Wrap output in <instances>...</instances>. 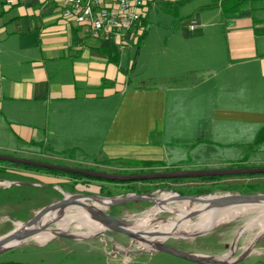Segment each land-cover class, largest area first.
<instances>
[{"label": "crops", "instance_id": "crops-1", "mask_svg": "<svg viewBox=\"0 0 264 264\" xmlns=\"http://www.w3.org/2000/svg\"><path fill=\"white\" fill-rule=\"evenodd\" d=\"M215 1L150 0L140 24L145 35L124 46L96 39L88 28L64 18L63 0H17L12 5L0 0V150H39L45 157L72 151L75 163L102 165L127 157L163 163L160 170L197 171L202 157L194 155V149L210 156L219 139L234 137V129L215 124L207 128L205 113L211 115L206 121L218 124L264 127V43H259L264 35L256 33L264 21H254L252 9L226 15L223 0ZM260 2L254 7H264ZM155 11L177 18L187 13L175 34L188 39L234 22L235 28L226 32L227 63L203 64L201 57L192 56L189 62L175 64L182 66L181 73L161 77L163 85L131 89L133 63L123 66V51L140 47ZM193 21L197 27L192 30ZM194 72L202 76L186 82ZM185 111L188 116L182 121L179 113ZM190 118L193 124L184 126ZM106 251L108 264L132 262L120 252ZM140 254L158 258L155 264H166V256H172L154 250Z\"/></svg>", "mask_w": 264, "mask_h": 264}, {"label": "rangeland", "instance_id": "rangeland-1", "mask_svg": "<svg viewBox=\"0 0 264 264\" xmlns=\"http://www.w3.org/2000/svg\"><path fill=\"white\" fill-rule=\"evenodd\" d=\"M257 4L259 5V3ZM261 5L264 6V2ZM184 16H187V13L177 18L174 15L168 16L163 11L152 12L149 18L150 24L147 28L148 34L145 39L141 40L140 47L132 46L123 51V66L127 67L131 61L135 64L134 69L132 68L129 73L131 89L163 85L160 78H170L178 74V72L181 73L178 69L182 68V66H175V64L189 62L192 56H198L199 59L201 57L203 64H210L214 61V64L220 66L227 63L230 52L226 32L227 34L231 33L232 29L235 28L234 22H226V26H217L214 33H207L205 37L203 33L197 39H188L184 38L181 32L175 34L177 29H179L177 26H179V22ZM250 16L254 21H264V7L257 8L256 5L251 10ZM231 23L233 24L227 26ZM192 24L197 27L196 21H193ZM244 27L250 26L245 25ZM257 29L256 33L264 35V26ZM144 33L145 30L142 29L140 36H138V33L134 34L131 41L133 37L137 38V40H140V37L142 39L145 35ZM259 43L263 44L264 41H259ZM234 59L237 58L234 57ZM201 74L202 72L190 73L185 80L190 83L199 76H202ZM257 109L260 110L259 107ZM187 112L179 113L184 116L182 121L188 116ZM210 116V114L205 113L203 117L208 120ZM206 120L204 125L210 130H212L214 124L217 127L234 129V137H228L226 141H224V138L219 139V143L214 146V153L210 156L205 153L206 151L201 150V148L194 149V155L198 154L200 158L202 157L199 163L201 170L197 171L236 169L235 167L238 162L247 157L249 160L245 163V166L249 169L264 168V135L261 137V140L260 136L262 134L259 135L263 126L259 128L243 123L218 124L212 119L211 121ZM188 123L189 125L193 124L192 118L189 119V122L187 119L183 122L184 126L188 125ZM183 151L187 152V147H184ZM3 153L11 157L43 164L65 168H76V166H81L82 169L96 168L100 173L125 176L132 175L131 173L136 171L133 165L139 162L125 157L126 159L124 160H106L102 165H99L100 163L98 162L90 163L89 165L88 161L85 163L72 162V157L68 159H65L61 155H49V157H45L41 155L42 153L39 150H31L30 153L32 154L0 150V155ZM106 162L110 163L104 164ZM159 172L163 171L159 170ZM47 181H50L51 184H47ZM167 192H174L182 196L203 195L201 193L205 195L264 194V176L250 179L244 177L227 178L214 182L193 180L181 183L165 182L161 185L160 183H132L123 185L80 178L72 179L64 175L27 170L23 167L0 166V237L13 232L17 229L18 224L23 225L27 223L40 210L61 200L64 196L71 197L89 194L100 196L102 199L112 200L133 194L148 195L151 193L144 198L152 201L155 199L154 201L158 203L159 197ZM84 203L88 205L95 204L93 200L89 199ZM157 203L148 204L136 201L121 206L105 208L102 211L123 220L129 226H134L137 224L135 221L137 218L143 219L151 209L160 207ZM171 206L173 207V205L169 207ZM174 207L176 208L177 206ZM260 216V210L255 209L252 213L220 224L207 233H199L192 238H169L164 242L166 245H170L186 253L200 256L220 258L228 255L230 256L229 261L234 264H264V232L255 227ZM175 217L174 213L169 212L159 213L155 216V218L171 221L178 219ZM197 218H193L191 221H195ZM249 223L251 224L250 228L247 227ZM159 225L165 226L169 224L159 222ZM58 226V224L51 223L45 226V229L57 230ZM157 227L158 224H154L151 229L155 230ZM77 231L79 230L71 224L67 231L62 232L78 233ZM81 231L87 232V228L82 227ZM71 245L72 247H70ZM148 245L112 232L89 241L52 237L42 244L41 242H36L33 238V240H29L26 244L0 254V264H108V258L103 255L105 252L108 253L106 250L120 252L119 255L131 258L132 262L128 264H155L158 258L150 260L145 258L148 256L147 254H140L149 252ZM90 252L92 255L90 258L81 257ZM138 253L139 255L136 256L131 255ZM166 257L168 261L166 264H198L174 256Z\"/></svg>", "mask_w": 264, "mask_h": 264}, {"label": "water", "instance_id": "water-1", "mask_svg": "<svg viewBox=\"0 0 264 264\" xmlns=\"http://www.w3.org/2000/svg\"><path fill=\"white\" fill-rule=\"evenodd\" d=\"M0 161H9L12 163L54 169L87 177H93L97 179H104L110 181L120 182H136V181H147V180H160V179H178V178H202V177H216V176H238V175H251V174H264V168L255 169H227V170H215V171H174V172H157L147 173L139 175H116V174H105L100 172L88 171L77 168H65L60 166H54L49 164H43L35 161L19 159L7 155H0ZM173 193V197L178 199L184 204L190 206H199L197 211L189 213L182 217L179 221L175 222L174 227L179 226L187 221H191L203 213L224 210L234 207H264V194H221V195H197V196H182L177 193ZM151 194V193H150ZM148 194V195H150ZM144 194H133L130 196L122 197L119 199H112L107 203L105 208H112L116 206L125 205L131 202L141 201L144 203L156 204V201L147 200L144 197L148 196ZM85 198L89 200L102 199L100 196L84 194L82 196H71L63 197L61 200L48 205L47 207L40 210L35 217L24 223L22 227L17 228L13 232L3 235L0 237V254L12 250L18 246L26 244L29 240L35 238L38 234L44 232L46 229L42 226V220L54 210L65 207L70 204H79L78 198ZM150 198V197H149ZM89 215L103 222V231L84 236L78 233H68L58 230H52L53 237H61L67 239H74L80 241L94 240L106 233L112 232L115 234L126 236L132 240H141L142 237H154L151 233H140L135 231L131 226L127 225L123 220L113 217L110 214L96 210L89 205L83 204ZM143 235V236H142ZM150 244L152 250L170 254L172 256L195 262L198 264H234L230 262V256L224 255L220 258L200 256L196 254L186 253L177 248L163 243H147Z\"/></svg>", "mask_w": 264, "mask_h": 264}, {"label": "bare ground", "instance_id": "bare-ground-1", "mask_svg": "<svg viewBox=\"0 0 264 264\" xmlns=\"http://www.w3.org/2000/svg\"><path fill=\"white\" fill-rule=\"evenodd\" d=\"M173 194L170 192L164 193L159 197V201L157 203L160 207H155L151 209L150 212L145 216V218L140 219L137 218L135 221L136 225L131 226L135 231H139L140 233H151L155 235L154 237H142L141 240H136L142 243H163L165 240L169 238L180 239L181 237H190L199 234V233H207L214 229L216 226L233 221L238 219L239 217L246 216L248 213H252L255 209L260 210L261 216L258 217L259 220L256 223V226L261 232H264V207L256 208V207H234L228 208L224 210L211 211L203 213L198 216L195 221H187L179 226L174 227V223L179 221L185 215L197 211L199 206H190L182 203L178 199H174ZM87 199L78 198L79 204H70L62 209H58L56 211L51 212L46 215V217L42 220V226H48L51 223L58 224V229L61 231H67L68 227L72 224L79 231L78 234L89 236L103 231V224L101 221L92 218L88 211L86 210L83 204ZM155 200V199H154ZM180 203H179V202ZM95 204L89 205L93 209L102 210L105 209L107 203L110 202L108 199H93ZM173 205V207H169ZM174 206H177L176 208ZM169 212L174 213L178 218L176 221L171 220H162L161 218H155L159 213ZM175 217V218H176ZM159 222H163L169 225L160 226ZM154 224H158L157 229H151ZM247 226V225H246ZM22 227V224H18L17 228ZM87 228V232H82L81 228ZM247 227H251L249 223ZM254 227V226H253ZM71 228V227H70ZM52 230L47 229L44 232L38 234L34 240L36 242H41L42 244L47 242L53 237ZM54 239V238H53ZM33 240V239H32ZM255 240V239H254ZM149 251L152 250L150 244L148 245ZM232 260V259H231Z\"/></svg>", "mask_w": 264, "mask_h": 264}, {"label": "built area", "instance_id": "built-area-1", "mask_svg": "<svg viewBox=\"0 0 264 264\" xmlns=\"http://www.w3.org/2000/svg\"><path fill=\"white\" fill-rule=\"evenodd\" d=\"M12 5L17 0H5ZM150 0H63V16L89 29L99 40L126 46L134 34H141L140 24ZM194 25L191 26L193 30Z\"/></svg>", "mask_w": 264, "mask_h": 264}, {"label": "trees", "instance_id": "trees-1", "mask_svg": "<svg viewBox=\"0 0 264 264\" xmlns=\"http://www.w3.org/2000/svg\"><path fill=\"white\" fill-rule=\"evenodd\" d=\"M219 0H216L215 2H217ZM257 1H262V0H223L222 2V9L224 11V13L227 15L229 13H231L232 11H234V16H238L240 15L242 12H246L249 9H253L255 8V3ZM264 1V0H263ZM146 32V29H145ZM145 34V33H144ZM111 59H114V57H111ZM134 63L132 64V68L134 69ZM131 68V69H132ZM176 82L177 81H183L182 79H175ZM104 86V84H103ZM260 136V140L261 137H263L264 135V127L262 128V130L260 131L259 135ZM72 151H64L62 153H60V155H66V156H70L72 157ZM249 160V158H245L241 161L238 162L237 166L235 167L236 169H246L248 168L247 166H245V163ZM94 162V161H91ZM110 163V162H109ZM109 163H104V164H109ZM0 166L4 167V166H15V167H23L25 169H29V170H35L38 172H44V173H48V174H54V175H64V176H68L72 179H87V180H94V181H101V182H108L111 184H123V185H128V184H132V183H160L163 184L165 182H175V183H181V182H185V181H203V182H214V181H219V180H225L227 178H255L257 176H261L263 177L264 174H251V175H238V176H216V177H202V178H178V179H160V180H147V181H136V182H120V181H110V180H104V179H97V178H93V177H87L84 175H79V174H74V173H69V172H63V171H58V170H53V169H45V168H40V167H35V166H29V165H23V164H17V163H12L9 161H0ZM135 166V172L131 173L132 175H139V174H147V173H154V172H159V168H162V163L160 162H154V161H145V162H138V164L133 165ZM141 166V167H140ZM165 166V165H164ZM77 169H82L81 166H76ZM132 168V167H130ZM83 170H89V171H94V172H99L98 169L96 168H84ZM163 172H174V171H179V169H174V168H168V169H164L162 170ZM132 189V188H131ZM204 194V193H201Z\"/></svg>", "mask_w": 264, "mask_h": 264}]
</instances>
